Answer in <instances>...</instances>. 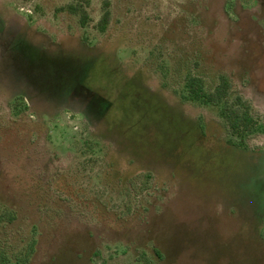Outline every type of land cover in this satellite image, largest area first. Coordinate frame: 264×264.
<instances>
[{
    "label": "rangeland",
    "instance_id": "374dc122",
    "mask_svg": "<svg viewBox=\"0 0 264 264\" xmlns=\"http://www.w3.org/2000/svg\"><path fill=\"white\" fill-rule=\"evenodd\" d=\"M262 1L0 0V43L17 59L0 67V203L17 214L14 232L36 231L30 264H264ZM77 3L85 27L67 9ZM27 41L62 49L64 64L85 50L114 58L98 60L89 81L113 101L114 144L86 150L99 131L77 108L40 118L17 101ZM188 74L208 92L227 77L229 105L241 99L263 130L243 147L221 143L218 110L180 98ZM46 83L47 96L55 83Z\"/></svg>",
    "mask_w": 264,
    "mask_h": 264
},
{
    "label": "trees",
    "instance_id": "16d2710c",
    "mask_svg": "<svg viewBox=\"0 0 264 264\" xmlns=\"http://www.w3.org/2000/svg\"><path fill=\"white\" fill-rule=\"evenodd\" d=\"M262 6L264 7V0L262 1ZM67 9L71 14L78 15L81 27H85L88 21V15L81 3L69 5ZM108 23L109 13L105 12L100 18L96 29L100 33H104ZM20 36L22 37L23 35ZM27 42L30 45H28V48L25 50V54L23 53L26 64L23 70V76H21V79L24 78L25 80H19V85L17 87H20L22 91L15 95L17 101L25 100L26 104L31 103L29 105L32 106L36 104L37 109H40L36 114L40 116V118L46 115L45 110L47 108H77L79 110L78 114L82 112L85 113V119L97 124L99 131V133L94 136L93 141L84 144L86 150L93 152L94 149H100V145L103 142H112V144H114V133L112 127L109 125L111 123L107 120V115L112 108L113 101H109L102 96L100 92L101 90L104 91L102 88H95L89 84L93 75L92 71L97 61L99 60L104 64H107V62L113 63L114 58L111 56L108 60L103 59L101 56L98 57L97 55H93L90 51L89 53L85 50L82 53L79 52L82 55V61H73L67 58L65 59L67 62L64 64L63 59L66 53L62 52V49L57 48L51 51L45 47L37 49L34 44L29 41ZM33 46L36 47L37 51L33 49ZM87 48L88 47L85 49ZM38 50L40 51L38 52ZM14 51L18 50L14 49ZM43 52L49 53V57L42 60L38 54ZM59 54L62 55L61 58L55 57ZM15 55L16 53H13L12 47L8 48L0 60L1 69H4L6 60H12V63L13 59L17 60ZM6 63H8V61H6ZM62 69H64V71H62ZM31 79H35V85H31ZM124 79L122 85H126L127 82L138 83L141 88L147 89L150 95L158 96L152 93L143 84L142 80L140 81L139 79H130L127 77H124ZM48 81H50L49 85L55 83V90L53 89L51 95L48 93L46 96L38 87L41 83H46ZM50 88H52V86H50ZM230 88L228 78L220 76L218 77L217 85L213 91L208 92L205 89V83L202 77L188 74L184 80L180 98L184 102L216 108L219 117L225 124H222L224 127L222 130L227 132L225 142H223L221 138H219V141L228 145V147L239 148L243 147L245 140L250 135L261 132L263 127L256 124L249 113L248 107L242 103L241 99L237 98L233 101V104L229 105L228 95ZM160 98L164 101L162 97ZM24 108L29 111L30 107L26 106ZM180 115L187 122L189 121L195 124L198 130L205 131L203 127L205 124L184 117L182 112H180ZM233 139H238L239 142H234ZM17 218V214L14 210L0 203V264H30L37 251L36 231H31L28 238L23 237L22 234L16 231L14 232L13 226ZM85 250L86 249H84V251ZM88 251H91V248ZM153 251L155 259L161 261L162 257L160 251L156 249ZM93 254L95 257V253ZM91 256L93 257L92 254ZM142 262V264H154V262H149L145 259Z\"/></svg>",
    "mask_w": 264,
    "mask_h": 264
},
{
    "label": "flooded vegetation",
    "instance_id": "af4514ba",
    "mask_svg": "<svg viewBox=\"0 0 264 264\" xmlns=\"http://www.w3.org/2000/svg\"><path fill=\"white\" fill-rule=\"evenodd\" d=\"M7 48H8V46H5L4 44H1L0 43V60L2 59V57L4 56V54H5V52L6 51H4V50H7ZM72 99V98H71ZM27 106L28 107H30V105L27 103ZM80 115L82 116V117H84V118H86L85 117V113H80ZM259 156H260V158H262L263 160H264V149H261L260 151H259V153H257Z\"/></svg>",
    "mask_w": 264,
    "mask_h": 264
}]
</instances>
